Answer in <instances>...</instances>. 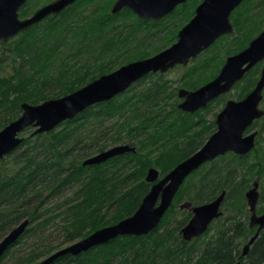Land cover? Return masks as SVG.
Masks as SVG:
<instances>
[{"label": "trees", "instance_id": "obj_1", "mask_svg": "<svg viewBox=\"0 0 264 264\" xmlns=\"http://www.w3.org/2000/svg\"><path fill=\"white\" fill-rule=\"evenodd\" d=\"M115 1L77 0L0 43L9 48L0 53V129L21 114L24 102L38 104L64 96L113 71L117 62L121 66L152 56L147 50L152 39L171 22L175 28L178 22L184 25L202 0H189L158 20L141 18L128 8L112 13ZM31 11L27 7L23 15ZM231 18L239 37L228 54L245 48L264 29V0H244ZM175 28H167L169 35ZM169 35L168 44L174 39ZM204 56L191 59L195 63L183 77L194 83L186 87L202 86L225 62L219 54ZM258 66L246 74L252 83L257 81ZM165 76L150 73L51 131L35 133L29 127L22 134L20 146L0 160V240L25 219L30 224L0 262L26 236L56 219L70 243L132 215L152 186L145 178L151 165L166 173L204 144V132L187 134L196 125L184 120L191 113L180 108L176 92L167 93ZM121 144L135 150L101 164H84L94 152ZM261 149L254 162L251 155L229 153L203 164L187 177L152 232L119 235L81 254H65L52 264H264V229L248 255L242 256L240 249L255 232L249 225L246 192L252 178L264 173ZM223 190L227 192L223 209L227 206L228 212L223 211L201 236L184 240L180 230L192 211L181 204L198 205ZM40 253H28L17 262L35 264Z\"/></svg>", "mask_w": 264, "mask_h": 264}, {"label": "water", "instance_id": "obj_2", "mask_svg": "<svg viewBox=\"0 0 264 264\" xmlns=\"http://www.w3.org/2000/svg\"><path fill=\"white\" fill-rule=\"evenodd\" d=\"M27 0H0V41H9L33 24L52 14H58L77 0H52L38 8L31 16L20 18L19 9ZM189 0H116L112 13L124 8L131 9L141 18L162 19L179 5ZM244 0H202L194 16L180 29L177 40L152 56L134 60L105 73L81 88L58 98L38 104L24 102L21 114L0 129V160L16 150L23 142V133L33 127L35 133L51 131L63 121L76 117L87 107L110 100L124 92L132 84L150 73L167 72L176 65H187L193 58L211 47L221 36L234 30L232 12ZM264 60V30L254 37L242 50L227 57L218 75L194 90L180 88L178 95L183 100L180 108L195 112L206 107L210 101L229 92L246 72ZM264 90V64L253 90L240 100L229 99L217 116V129L194 153L175 165L164 176L159 169H149L146 180L152 183L140 206L130 216L101 227L86 237L46 256L35 264H52L65 254L78 255L97 245L106 243L119 235H145L155 230L187 177L203 164L232 152L245 155L255 146L258 131L248 133L254 120L264 114L260 103ZM129 144L115 145L87 158L84 164H98L118 154L134 150ZM260 182L255 180L246 192L250 211V226H258L255 234L243 248L248 255L251 245L264 229V213L258 214ZM223 190L214 199L193 205L190 201L181 204L190 208L192 217L180 230L186 241L204 234L222 214L226 198ZM30 224L25 219L0 240V258L6 250L24 234Z\"/></svg>", "mask_w": 264, "mask_h": 264}, {"label": "rangeland", "instance_id": "obj_3", "mask_svg": "<svg viewBox=\"0 0 264 264\" xmlns=\"http://www.w3.org/2000/svg\"><path fill=\"white\" fill-rule=\"evenodd\" d=\"M48 1H50V0H31L29 5H28V9H32V11H33V10L37 9L38 7H40L41 5L46 4ZM166 17H168V16H166ZM231 21L233 22L232 18H231ZM182 26H183V23L179 24V22H178V26L175 28V26L172 25V22L169 23L165 30L158 33L152 39V41H151L152 47L148 48L147 50L149 52H151L152 55H154L155 51L157 49H160L163 46H164L163 48H166V47L170 46L171 44H173L177 40L178 33H179L180 29L182 28ZM169 27L175 28L174 32L170 35L168 33V30H167V28H169ZM168 35H169V37L174 36L173 37L174 39L169 44L166 43V41H168L166 39V36H168ZM237 37H239V36L235 32V29H234V31L232 33L226 34L225 36L220 38L212 46L213 48L210 47V48L206 49L203 53H201V56L205 55L204 57H202V59H204L206 57H211V56L216 55V54H219L223 58V60L226 61V59L229 55L234 54V53H230V54H228V53L231 50L235 49ZM7 49H9V48L0 46V53H2L3 51H6ZM210 50H212V51L209 52ZM207 52H209V53H207ZM132 61H134V60H132ZM190 62H193V60H191ZM194 63H189V65H186V66L177 65V66L173 67L172 69H170L169 71L165 72L166 73L165 78L167 80V86H168L167 93H169L170 91L176 92L177 98L180 100V102L183 99L179 98V96H178L179 88L183 87V88H186L189 90H194V89L186 87L187 83H194V81H192L191 79H184V77H183L185 70L188 67L194 65ZM115 65H117L116 68L120 67V66H118V62ZM223 65L224 64L220 65L219 71H217L216 76L220 72ZM262 65H263V62L259 63L260 67L257 65L259 67V71L255 74V76L257 78L259 77ZM257 78H256V80H257ZM199 79H200L199 76L195 77V80H199ZM251 83H252V76L247 75L241 81L237 82L236 85H234V87L229 91V93L227 92V94L217 98L216 100L215 99L212 100L211 102H209V104L205 108L198 109L195 112H189V113H191V115H188L184 120H187L191 123H195L196 126L194 128H192V130H190L187 134L190 135V134H194L196 132L197 133L198 132H204L203 137H204V140L206 142V140L210 137V135L212 133H214L215 130L217 129V125H214V124L216 123L217 115L223 109L226 101L229 99L240 100V99L244 98L254 88L256 81L254 82V80H253V83L252 84ZM175 89H176V91H175ZM263 94H264V90H263ZM56 98H58V97H56ZM260 107L264 108V98L262 99V101L260 103ZM254 130L258 131V135L256 137L255 148L251 152H249L248 154H245V155H251L253 158L252 159L253 162L257 161L258 157L260 158V155L262 152L261 147L264 148V118H260V119L256 120L255 123L248 129L249 132H252ZM28 134H30V133L28 132ZM180 140H182V138L178 139V141H180ZM258 151H259V154H258ZM96 152H94L93 155L96 154ZM228 154L229 153H227V155ZM207 163H209V162H207ZM151 166H153V165H151ZM157 168L159 169V171H161V169L159 167H157ZM148 169H147V171H148ZM147 171H146V174H147ZM252 179L253 180L250 182V184H252V182L254 180L259 179V182H260L259 190H260V193H262L263 185H264V173L261 175V177L255 176ZM246 206L248 209L247 203H246ZM260 208L264 210V198H262V200H260L258 203V213L259 214L262 213L259 211ZM222 210L228 212L229 209L227 206H225L224 209H222ZM60 222H61L60 220L56 219V221L51 222L47 228H44L43 230H39L37 232H34L33 234L26 236L19 244L12 247L9 254L0 262V264H18L17 261L19 259H21L22 257L27 256L28 253L40 251L42 253H40L39 258L35 262V263H37L40 260H42L43 258H45L46 256L52 254L53 252L69 245L70 243L67 242V240L66 241L64 240V235L60 231L61 230V228L59 226ZM39 232H41V233H39ZM245 244H246V241L241 243V245H240L241 252L243 251ZM54 247H56V249H54ZM48 248L51 250H48Z\"/></svg>", "mask_w": 264, "mask_h": 264}, {"label": "flooded vegetation", "instance_id": "obj_4", "mask_svg": "<svg viewBox=\"0 0 264 264\" xmlns=\"http://www.w3.org/2000/svg\"><path fill=\"white\" fill-rule=\"evenodd\" d=\"M30 1H31V0H27V1H26V2L20 7V9H19V16H20V18H26V17L31 16V15H32V14H33L38 8H40L41 6L44 5V4H43V5H41L40 7H38L37 9L31 11L28 15H23V11H24L25 9H27V7H28ZM50 1H52V0H50ZM50 1H48V2H50ZM48 2H47V3H48ZM52 15H55V14H52ZM52 15H49V16H52ZM49 16H48V17H49ZM46 18H47V17H46ZM46 18H44V19H46ZM164 18H165V17H164ZM44 19H43V20H44ZM43 20H42V21H43ZM154 20H155V19H154ZM156 20H158V19H156ZM40 22H41V21H40ZM38 23H39V22H38ZM232 23H233V22H232ZM35 24H36V23H35ZM184 25H185V24H184ZM184 25H183V26H184ZM233 25H234V24H233ZM183 26H182V27H183ZM234 29H235V27H234ZM263 30H264V29H263ZM263 30H262V31H263ZM24 31H25V30H24ZM233 31H234V30H233ZM262 31H260V32H262ZM22 32H23V31H22ZM260 32H259V33H260ZM20 33H21V32H20ZM20 33H19V34H20ZM259 33H258V34H259ZM19 34H18V35H19ZM258 34H257V35H258ZM18 35H16V36H18ZM257 35H255L254 37H256ZM16 36H15V37H16ZM223 36H225V35H223ZM15 37H13V38H15ZM221 37H222V36H221ZM221 37H220V38H221ZM254 37H253V38H254ZM13 38H11L10 40H12ZM220 38H219V39H220ZM10 40H9V41H10ZM217 40H218V39H217ZM217 40H216V41H217ZM1 42H8V41H3V40H1L0 43H1ZM241 50H242V49H241ZM261 62L264 63V60L261 61ZM261 62H259V63H261ZM189 63H190V61H189ZM189 63H188V64H189ZM259 63H257L255 66H257ZM188 64H187V65H188ZM176 66H177V65H176ZM255 66H254V67H255ZM254 67H253V68H254ZM261 68H262V67H261ZM171 69H172V68H171ZM250 70H251V69H250ZM250 70H249V71H250ZM168 71H169V70H168ZM249 71H248V72H249ZM248 72H246V74H247ZM161 73H162V72H161ZM164 73H165V72H164ZM246 74L244 75V77L246 76ZM260 74H261V70H260ZM260 74H259V77H260ZM244 77H243V78H244ZM259 77H258V79H259ZM243 78H242V79H243ZM242 79H241V80H242ZM258 79H257V81H258ZM241 80H240V81H241ZM257 81H256V83H257ZM238 82H239V81H238ZM236 83H237V82H236ZM236 83H235L234 85H236ZM255 85H256V84H255ZM233 87H234V86H233ZM233 87H232V88H233ZM254 87H255V86H254ZM252 90H253V89H252ZM252 90H251V91H252ZM228 93H229V92H228ZM249 93H250V92H249ZM249 93H248V94H249ZM225 94H227V93H224V94L220 95L219 97H221V96H223V95H225ZM219 97H217V98H219ZM217 98H215V100H216ZM263 98H264V94H263ZM263 98H262V99H263ZM210 102H211V101H210ZM226 102H227V101H226ZM204 108H205V107H204ZM261 108H262V107H261ZM200 109H201V108H200ZM262 109H263V111H264V108H262ZM217 116H218V115H217ZM260 118H264V114H263L261 117L255 119L254 122H253V124L255 123L256 120H258V119H260ZM253 124H252V125H253ZM216 125H217V118H216ZM252 125H251V126H252ZM251 126H250V127H251ZM250 127H249V128H250ZM249 128H248V129H249ZM254 131H255V130H254ZM256 131H257V130H256ZM248 133H251V132L248 131ZM257 135H258V134H257ZM256 137H257V136H256ZM255 145H256V140H255ZM254 148H255V146H254ZM254 148H253V149H254ZM253 149H252V150H253ZM229 153H232V152H229ZM226 154H227V153H226ZM262 213H264V212H262ZM262 213H260V214H262ZM258 214H259V213H258ZM249 225H250V223H249ZM251 227H252V226H251ZM253 228H255V232H256L258 226H253ZM255 232H254V233H255ZM252 236H253V235H251V236L248 238V240H247L246 243H248V241L250 240V238H251ZM18 240H19V239H18ZM18 240H17V241H18ZM15 243H16V242H15ZM15 243H14V244H15ZM12 245H13V244H12ZM12 245H11V246H12ZM252 245H253V244H252ZM252 245H251V247H252ZM11 246H10V247H11ZM10 247H9V248H10ZM9 248H8V249H9ZM8 249H7V250H8ZM250 249H251V248H250ZM7 250H6V251H7ZM5 253H6V252H5ZM5 253H4V254H5ZM242 253H243V251H242ZM4 254H3V255H4ZM3 255H2V256H3ZM242 256H243V255H242ZM1 258H2V257H1Z\"/></svg>", "mask_w": 264, "mask_h": 264}, {"label": "bare ground", "instance_id": "obj_5", "mask_svg": "<svg viewBox=\"0 0 264 264\" xmlns=\"http://www.w3.org/2000/svg\"><path fill=\"white\" fill-rule=\"evenodd\" d=\"M134 150H135V149H134ZM129 151H133V150H129ZM126 152H127V151H126ZM124 153H125V152H124ZM96 154H97V153H96ZM94 155H95V154H94ZM94 155H91V156H94ZM190 155H191V154H190ZM190 155H189V156H190ZM91 156H89V157H91ZM89 157H88V158H89ZM187 157H188V156H187ZM187 157H186V158H187ZM111 158H112V157H111ZM186 158H184V159H186ZM109 159H110V158H109ZM109 159H107V160H109ZM184 159H183V160H184ZM107 160H105V161H107ZM183 160H181V161H183ZM105 161H103V162H105ZM181 161H180V162H181ZM101 163H102V162H101ZM101 163H98V164H101ZM92 165H93V164H92ZM152 167L157 168L156 166H151L150 168H152ZM150 168H149V169H150ZM149 169H148V171H149ZM157 169H158V168H157ZM148 171H147V174H148ZM168 172H169V171H168ZM168 172H166V173H162V172L160 171V175H161V176H164V175L167 174ZM147 174H146V176H147ZM145 178H146V177H145ZM249 223H250V217H249ZM85 237H86V236H85ZM3 238H4V237H3ZM82 238H84V237H82ZM82 238H79V239H82ZM79 239H77V240H75V241H73V242H70V244H72V243L78 241ZM70 244H69V245H70ZM67 246H68V245H67ZM65 247H66V246H65ZM92 248H93V247H92ZM92 248H90V249H92ZM88 250H89V249H88ZM86 251H87V250H86ZM83 252H85V251H83ZM68 254H70V253H68ZM72 255H73V254H72ZM0 259H1V258H0Z\"/></svg>", "mask_w": 264, "mask_h": 264}]
</instances>
